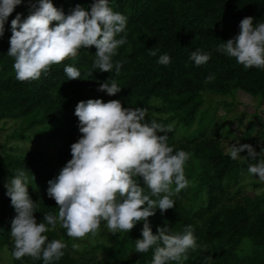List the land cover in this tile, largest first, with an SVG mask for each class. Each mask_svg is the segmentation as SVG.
<instances>
[{
  "label": "trees",
  "instance_id": "trees-1",
  "mask_svg": "<svg viewBox=\"0 0 264 264\" xmlns=\"http://www.w3.org/2000/svg\"><path fill=\"white\" fill-rule=\"evenodd\" d=\"M93 0H53L65 14L76 4L86 9ZM109 6L127 17L125 32L127 43L120 46L113 61L123 62L120 74L115 68L110 73H87L94 61L95 47L81 48L75 58H67L53 65L40 78L20 82L13 68L14 58L7 56L11 35V20L17 13L23 20L29 15V0H23L5 22L0 37V120H17L18 129L11 137L28 138V130L37 139L55 142L52 154L41 150L7 152L0 154V262L6 252V264H43L30 257L14 260L11 257L13 242L10 237L11 221L16 216L6 183L24 170L28 177V193L37 202L34 216L43 222V215H58L54 199L47 196L48 181L71 159L70 145L76 142L78 118L74 115L78 102L102 99L104 102L119 99L124 107H146L151 99H158L168 119H175L186 128L192 126L201 105L204 91L231 95L235 89L257 96L264 102V70L246 69L235 58L217 51L221 42L236 36L240 21L254 18V26L264 23V0H109ZM53 22L52 26H55ZM158 49V51H157ZM210 54L207 63L196 66L190 60L193 51ZM156 51V56L150 55ZM168 54L170 63H157L159 56ZM66 65L76 67L79 80H67ZM214 76L205 83L208 76ZM109 78V79H108ZM115 79L121 91L115 96L100 92V83ZM157 117L146 116L150 123ZM240 121V119H239ZM164 135L165 133H157ZM168 144L175 150L190 153L185 164L189 180L186 189L172 197L175 207L161 213L156 210L149 217L153 234L158 227L168 226L170 232L182 233L192 225L198 247L188 250V259L169 264H264V187L261 191L258 177H250L252 189L234 188L241 174L247 173L250 161L246 158L232 160L217 140L206 135L200 126L191 129L181 141L170 133ZM264 138V118L258 117L255 126H247L233 141L250 144L259 153L256 141ZM264 140V139H263ZM247 156V151L240 153ZM141 186L143 181L140 180ZM175 185H173V188ZM145 194H149L145 187ZM101 222L103 242H96L74 251L70 237L59 223L55 231H48L49 240L60 239L68 247L64 256L53 264H150L154 249L147 253L135 252V241L142 239L143 222H138L126 235L111 234ZM50 228V226H49ZM99 252V255L97 254ZM212 259L208 260L207 257Z\"/></svg>",
  "mask_w": 264,
  "mask_h": 264
},
{
  "label": "clouds",
  "instance_id": "clouds-1",
  "mask_svg": "<svg viewBox=\"0 0 264 264\" xmlns=\"http://www.w3.org/2000/svg\"><path fill=\"white\" fill-rule=\"evenodd\" d=\"M22 2L0 0V37L4 35L8 17ZM21 16L17 13L11 20L7 52V56L14 58L18 81L38 79L51 66L75 58L81 48L93 46L96 52L87 75L92 77L97 69L110 73L113 68L117 76L120 74L123 62H114L113 57L127 43L126 34L116 38L125 32L127 17L114 11L109 0H93L87 9L76 4L67 14L53 0H29V15L23 20ZM253 22L251 16L243 18L239 33L221 42L216 50L235 58L246 69L264 70V23L254 26ZM150 55L156 56V51ZM189 59L201 66L208 62L210 54L196 50ZM157 63L168 65L169 55L159 56ZM64 72L67 80L80 79L81 72L72 65H66ZM108 79L97 90L115 96L121 88L115 79L110 84ZM213 79L210 75L205 83ZM147 113L144 107H124L119 99L108 102L88 99L77 103L74 115L81 135L70 145L71 159L48 181L47 196L55 200L58 215L45 213L43 222H37L34 216L37 202L29 196L24 170H19L5 185L6 195L17 213L10 231L14 260L27 256L33 261L42 259L43 264H53L64 256L63 250L68 245L60 239L49 240L44 235L46 232L55 231L59 223L74 241L86 237L94 240L102 221L113 235L128 233L138 222H143L142 239L135 241V252L154 249L150 264L188 259V250L198 247L193 226H186L182 233L170 232L168 226L158 227L157 234H153L149 217L157 209L164 213L174 208L172 197L189 186L184 168L190 153L174 151L169 146L167 133L173 131V124H160L155 119L145 122ZM245 150L247 156L242 157L240 153ZM226 153L232 160L253 161L247 166V174L264 183V147L258 153L252 145L237 141ZM145 187L149 194H145ZM71 247L79 251L81 245L73 243ZM207 259L212 257L209 255Z\"/></svg>",
  "mask_w": 264,
  "mask_h": 264
},
{
  "label": "rangeland",
  "instance_id": "rangeland-1",
  "mask_svg": "<svg viewBox=\"0 0 264 264\" xmlns=\"http://www.w3.org/2000/svg\"><path fill=\"white\" fill-rule=\"evenodd\" d=\"M201 97L202 102L196 113L195 121L189 128L177 123L175 119H168L170 112H165L160 109L163 104L158 99H151L145 107L148 109L147 116L159 118L161 120L159 122L160 124H173V131L170 134L176 141H181L191 129L200 126L206 135L210 134L217 140L224 152L231 146L236 136L247 126H255L257 116L264 118V102L260 104L257 96L248 95L241 90L235 89L231 95L225 96L204 91L201 93ZM17 127V120H0V154L5 150L14 153L27 150H41L50 154L54 152L55 142L47 139H37L31 133L32 130L25 132L28 138L20 139L18 137H11L10 133L13 130H17ZM263 139L259 138L256 141L259 147H264V144H262L264 142ZM52 156L55 157L54 154ZM253 181L247 173H243L241 174L240 181L233 189L239 188L240 191L251 190L253 188L251 185ZM5 183L7 184V182ZM259 184L260 187L255 189V192L261 191L264 187V183L259 182ZM104 228L107 229L106 222ZM100 230L94 240L91 237L76 241L70 238V243L71 245L73 243H79L81 249L88 244L93 245L96 242H103L104 238L100 234ZM119 233L126 235L129 232ZM97 254L99 255V252ZM2 259L0 264H6L9 260L6 252L2 253Z\"/></svg>",
  "mask_w": 264,
  "mask_h": 264
}]
</instances>
